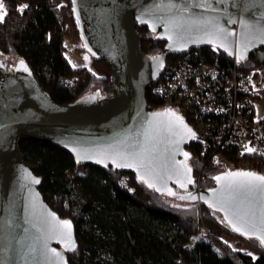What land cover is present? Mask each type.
Listing matches in <instances>:
<instances>
[{"label": "water", "instance_id": "1", "mask_svg": "<svg viewBox=\"0 0 264 264\" xmlns=\"http://www.w3.org/2000/svg\"><path fill=\"white\" fill-rule=\"evenodd\" d=\"M70 3L82 48L111 68L113 94L103 98L88 94L74 103L57 104L25 62L28 71L20 61L12 68L0 61V264H70L66 254L75 250H67L58 226L59 221L68 219L44 201L39 178L23 160L18 146L21 138L58 146L76 163L79 160L78 165L133 173L157 194L204 204L220 214L233 231L237 226L233 214L243 215L247 201L243 194L229 199L224 190L227 181L218 182L214 177L247 170L220 172L213 177V187L197 188L186 149L195 138L184 131L185 126L192 128L175 112L183 125L172 116L154 115L166 110H147L145 93L159 78L168 54L215 46L236 59L238 50L246 58L252 50L264 47V0ZM137 26H145L165 43L164 48L153 56L143 54ZM145 149L144 166H139L133 155ZM118 157L126 158L132 167H117L116 163L124 162ZM36 180L39 183L33 182ZM181 183L186 187L181 188ZM169 191L175 195H168ZM190 193L195 200L189 198ZM71 239L76 248L73 225Z\"/></svg>", "mask_w": 264, "mask_h": 264}, {"label": "trees", "instance_id": "2", "mask_svg": "<svg viewBox=\"0 0 264 264\" xmlns=\"http://www.w3.org/2000/svg\"><path fill=\"white\" fill-rule=\"evenodd\" d=\"M0 2L5 13L0 22V57L23 60L55 103H74L88 94L101 98L113 94L112 71L105 61L90 55L89 70L72 67L64 56L66 37L80 42L70 0ZM22 5L28 7L18 10ZM136 31L143 54L153 56L164 48L165 43L145 26H137ZM188 58L217 62L221 70L233 66V58L225 54L216 56L208 48H194L168 54V72L173 73ZM263 64L264 47H259L238 66L249 70ZM154 86L145 93L149 111L160 110L164 103L162 96L153 93ZM227 90L218 84L200 90V106H224L230 113L225 118L210 115L216 123L211 128L215 139L208 137V147L198 142L186 147L190 166L198 174L197 188L213 187V177L240 159L239 146L230 145L231 131L221 127L236 112V104L230 105L231 90ZM186 117L190 126L189 111ZM18 146L24 162L39 178L44 201L74 227L76 248L66 254L70 264H264V247L233 232L220 214L204 204L157 194L133 173L78 165L67 151L45 141L21 138ZM245 156L252 158L246 151ZM84 167L89 169L86 173L81 172ZM227 239L245 248L233 247Z\"/></svg>", "mask_w": 264, "mask_h": 264}, {"label": "built area", "instance_id": "3", "mask_svg": "<svg viewBox=\"0 0 264 264\" xmlns=\"http://www.w3.org/2000/svg\"><path fill=\"white\" fill-rule=\"evenodd\" d=\"M207 48L216 56L223 54L215 46ZM216 63L201 60L196 62L188 58L184 64L170 73L165 62L164 69L153 84L155 85L153 93L164 99L160 110H171L183 116L185 121L189 111L191 115L189 118L192 122L190 127L195 133L194 142L208 147V137L212 135L211 128L216 123L210 115H221L225 118L230 112L224 106L213 108L211 104L200 106L199 102L202 98L200 90L215 84L223 88L224 85L227 86V91L230 92V89L232 95L230 105L236 104V112H232L228 118L223 120L221 127L223 130L231 131L233 141L230 145L239 146L237 156L240 159L235 164L224 166L223 171L247 170L264 175V118H258L255 114V101L259 98L258 87L261 84L264 85V64L255 69L244 70L233 58V66L227 70H221L218 69ZM212 137L215 139L214 135ZM245 145L255 149L254 152L249 153L252 158L243 157L246 151ZM187 151L190 153L189 149ZM197 158L194 156L195 160ZM222 159L220 158L219 161ZM196 176L194 172L195 180Z\"/></svg>", "mask_w": 264, "mask_h": 264}, {"label": "snow or ice", "instance_id": "4", "mask_svg": "<svg viewBox=\"0 0 264 264\" xmlns=\"http://www.w3.org/2000/svg\"><path fill=\"white\" fill-rule=\"evenodd\" d=\"M73 3L75 4V0H73ZM27 5H22L20 11H23V9L27 8ZM4 8V5L2 2H0V22H3L5 13L2 12V9ZM75 11V8L73 9ZM231 34V33H229ZM264 43V40L261 41ZM239 49V45L237 46ZM227 50V49H225ZM245 51H247V46H245ZM229 55H232L231 52H229ZM244 54L237 52V62L239 63L244 59ZM20 65L23 68L24 71H28L27 67L24 64V61H20ZM154 115H169L174 117L176 122H179L180 125H183V120L181 117L176 115L171 110H166L165 113H156ZM184 131L186 134L190 135L191 138H195V133L192 132L191 129H188L186 126L184 127ZM246 151L251 153L254 152L255 149L248 147L247 145L244 146ZM147 150L145 149L143 152L134 154L133 155V161L136 162L139 166H144V162L146 159L145 153ZM185 156V160L188 159L189 154L183 153ZM120 159H123L124 162L122 163H116L117 167H132V163L128 162V160L124 157H118ZM80 161L77 160V163ZM97 163L100 161L97 160ZM115 162V161H114ZM151 163V160H149V164ZM183 167L186 169L188 173L191 172V169L187 167L186 164L183 165ZM215 180L219 181H227L225 192L228 193L229 199H236V197L240 194H243L245 197V200L247 201V205L245 208V211L243 215H236L233 214L236 218V225L233 227V231L239 232L241 235H246L247 238L257 239L262 246H264V175H259L251 171H236V172H229L226 176H216L214 177ZM34 183H39L38 180L33 181ZM147 183V181H145ZM187 182L189 184L193 183V180L191 179V176L189 175L187 178ZM149 187H152L153 185L151 183L148 184ZM181 188L186 187L184 183H181L179 185ZM168 195H175V193L169 191ZM258 196V200H256V197ZM180 199H185V197L181 196ZM189 198L192 200L196 199V196L189 194ZM259 203V208L257 209L256 204ZM257 211H259V217H257ZM258 220V223H257ZM59 229L62 230V235L64 239V243L67 246V250H74L75 249V243L71 239V229L72 225L71 222L68 220H62L58 222ZM259 233V234H258ZM53 253L55 254V250H53ZM255 259V257H253Z\"/></svg>", "mask_w": 264, "mask_h": 264}, {"label": "rangeland", "instance_id": "5", "mask_svg": "<svg viewBox=\"0 0 264 264\" xmlns=\"http://www.w3.org/2000/svg\"><path fill=\"white\" fill-rule=\"evenodd\" d=\"M81 41L79 42L78 40L74 39V38H65L64 39V56L66 57V59L68 60V62L70 63V65L72 67L78 68V67H85L89 70H91L92 68V61L90 58V54L87 51H83L81 50ZM2 61V60H0ZM8 62V60H6ZM11 61V60H9ZM14 62H8L10 65H7L6 62H4V60L2 61V63L7 67V68H12L14 66H16V64L18 63L19 60H17L16 58H13ZM259 90V98L256 99L255 101V114L256 117L258 118H264V85L261 84L258 87ZM89 169L87 167L82 168L81 172L82 173H86ZM198 175V174H196ZM197 176H196V180H197ZM227 241L233 246V247H239L242 246L245 248L244 245H238V243H236L235 240H228Z\"/></svg>", "mask_w": 264, "mask_h": 264}, {"label": "flooded vegetation", "instance_id": "6", "mask_svg": "<svg viewBox=\"0 0 264 264\" xmlns=\"http://www.w3.org/2000/svg\"><path fill=\"white\" fill-rule=\"evenodd\" d=\"M0 60H2V61L4 60V62H6L7 65H10L9 64L10 62H14L13 61V57H4V56H2V57H0ZM6 60H8L9 63ZM9 60H11V61H9Z\"/></svg>", "mask_w": 264, "mask_h": 264}, {"label": "bare ground", "instance_id": "7", "mask_svg": "<svg viewBox=\"0 0 264 264\" xmlns=\"http://www.w3.org/2000/svg\"><path fill=\"white\" fill-rule=\"evenodd\" d=\"M204 48H207V47H204ZM181 116V115H180ZM193 143V142H192Z\"/></svg>", "mask_w": 264, "mask_h": 264}]
</instances>
